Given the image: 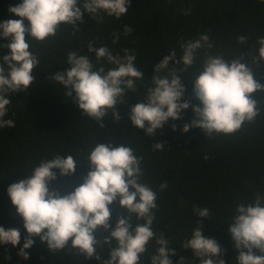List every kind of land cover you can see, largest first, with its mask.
<instances>
[{
    "label": "clouds",
    "instance_id": "obj_1",
    "mask_svg": "<svg viewBox=\"0 0 264 264\" xmlns=\"http://www.w3.org/2000/svg\"><path fill=\"white\" fill-rule=\"evenodd\" d=\"M258 2L264 4V0ZM129 8L130 0H21L9 7V13L20 19L0 22V40L7 41L3 47L8 50V54L0 57V129L15 126L12 119H5L10 95L27 91L34 83L32 73L41 61L31 51L33 42L47 44L62 27L71 28L73 34L80 32L76 25L83 23L84 13L103 23L105 16L120 20ZM188 14L190 10L185 12ZM131 32L130 27H124L125 37ZM120 35L113 33V44L119 42ZM94 44L88 43L86 55H80L81 50L69 51L66 70L50 75L49 79L63 87L65 97L73 98L81 117L103 127L102 122L109 115L113 123L120 122L118 106L126 95L138 93L137 83L145 80V73L136 67L137 57L130 50L123 49L122 56L114 55L107 46L94 47ZM237 44L246 45L247 38L237 37ZM256 45L251 47L253 52L258 51L252 63H264V38H258ZM179 47L182 52L179 59L172 50L155 65V74L141 102L129 110L131 125L143 130L147 137H156L169 120L183 119L181 113L190 107L194 119L183 126L182 134L198 128L209 139L214 135L233 136L245 124H253L261 110L252 97L264 92V85L241 63L240 52L230 55L239 57L230 63L223 59L227 54L204 55L197 72L190 76L194 81L193 98L198 101V105H192L184 100L185 88L179 74L188 73L197 63L198 53L201 50L207 53L214 44L208 34H202L179 41ZM179 64L182 67H175ZM165 145L156 142L150 148L162 151ZM142 163L143 157L124 142L114 147L96 141L85 162L71 154L42 159L32 168L29 178L7 189L15 214L23 220L27 233L18 256L27 261L33 238L39 237L41 245L51 254L65 252L101 261L97 250L114 242L109 258L102 264H142L145 255L149 264H173L169 257L176 256V250L169 246L163 232L157 235L153 231L157 192L144 181ZM81 164L89 171L79 186L65 195L54 190L57 171L59 177H70ZM167 186L166 181L161 183L159 191ZM112 205L118 207L114 228L110 225ZM193 211L200 219L182 248L191 250L199 264H225L224 251L217 241L202 235V222L209 220V209L196 207ZM233 212L228 224L239 253L235 264H264V194L257 192L251 201L238 203ZM20 239L19 229L0 227V245L15 248ZM153 240L156 247L149 253L148 246ZM179 264H186L185 257L180 256Z\"/></svg>",
    "mask_w": 264,
    "mask_h": 264
},
{
    "label": "trees",
    "instance_id": "obj_2",
    "mask_svg": "<svg viewBox=\"0 0 264 264\" xmlns=\"http://www.w3.org/2000/svg\"><path fill=\"white\" fill-rule=\"evenodd\" d=\"M20 3L21 0H0V22L20 19L8 11L9 7ZM188 10L190 14L185 15ZM25 26H28L27 20ZM125 26L132 29L127 37L123 35ZM76 27L80 32L73 34L71 28L62 27L56 38L47 44L32 43L31 51L41 61L32 73L34 83L27 91L9 97L11 103L5 119H12L15 126L0 129V227L19 229L21 239L15 248L0 245V264H102L109 258L114 242L97 250L101 257V261H97L65 252L51 254L41 245L39 237H34L29 259L23 260L18 252L27 233L7 195L8 187L29 178L32 168L42 159L71 154L85 162L96 141L111 143L114 147L124 142L137 156L143 157L144 181L157 192L153 231L157 235L163 232L169 246L176 250L177 255L169 257L173 264H179L180 256L185 257L186 264H199L191 250L182 248L200 219L193 211L196 207L208 208L210 212L209 220L202 222V235L217 241L224 251L225 264H235L239 253L228 224L233 210L238 203L251 201L257 192L264 194V92L252 97L261 110L260 116L233 136L214 135L209 139L198 128H190L182 134L183 126L194 119L190 107L181 113L183 119L169 120L156 137L150 138L131 125L129 110L141 102L155 74V65L172 50L179 59L182 55L179 41L192 40L202 34L209 35L214 47L207 53L201 50L197 63L188 73L179 74L185 88L184 100L198 105L193 98L194 81L190 76L197 72L205 54H227L223 59L230 63L239 58L230 55L240 52L241 63L264 85V63L253 64L252 57L258 56V51L251 50L258 47V38H264V4L258 0H130L128 13L120 20L105 16L103 23H97L84 13L83 23ZM114 32L121 34L116 44H113ZM239 36L247 38L246 45L237 44ZM92 41L94 47L107 46L114 55L122 56L123 49L130 50L137 57L136 67L145 73V80L137 83L138 93L126 95L118 106L120 122L113 123L109 115L103 120V127L81 117L73 98L65 97L63 87L49 79L50 75L66 70L69 51L81 50L80 55H86L87 45ZM5 44L7 41L0 40V57L8 54L3 47ZM91 58L95 62L94 55ZM175 67L180 68L182 64ZM156 142L167 145L162 151H153L150 147ZM88 171L84 164L78 165L70 177H59L57 171L54 190L61 195L70 193L83 182ZM165 181L167 188L159 191ZM110 210V225L114 228L118 207L112 205ZM155 247L153 240L148 246L149 253L154 252ZM141 261L149 264L148 256H143Z\"/></svg>",
    "mask_w": 264,
    "mask_h": 264
}]
</instances>
